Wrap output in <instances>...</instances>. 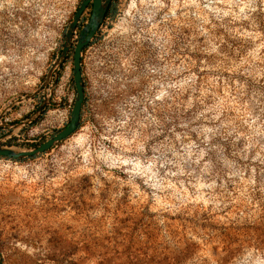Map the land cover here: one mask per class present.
Here are the masks:
<instances>
[{"label":"rangeland","instance_id":"1","mask_svg":"<svg viewBox=\"0 0 264 264\" xmlns=\"http://www.w3.org/2000/svg\"><path fill=\"white\" fill-rule=\"evenodd\" d=\"M79 1L0 0V110L41 84ZM71 69L70 51L1 143L67 123ZM82 74L79 128L0 157V263L264 264V0H115Z\"/></svg>","mask_w":264,"mask_h":264},{"label":"water","instance_id":"2","mask_svg":"<svg viewBox=\"0 0 264 264\" xmlns=\"http://www.w3.org/2000/svg\"><path fill=\"white\" fill-rule=\"evenodd\" d=\"M110 1L111 0H80L66 26L62 46L47 69L41 84L29 95H23L19 98L13 99L3 107L2 110H0V127H9L11 133L38 118L49 103V99L53 94L54 86L59 77V69L71 51V79L75 93L67 123L51 136L30 147H18L10 144H3L1 141L6 135L0 136V157L18 159L35 156L59 144L79 128L82 103L85 96L84 77L82 74V52L95 35L104 18ZM89 4L91 5L88 12V18L81 24L82 14L87 10ZM51 79L52 82H50ZM40 90H43V97L30 115L17 122L2 121L7 111L26 99L32 100Z\"/></svg>","mask_w":264,"mask_h":264},{"label":"crops","instance_id":"3","mask_svg":"<svg viewBox=\"0 0 264 264\" xmlns=\"http://www.w3.org/2000/svg\"><path fill=\"white\" fill-rule=\"evenodd\" d=\"M17 105H18V104H16L13 108H11L9 111H7V112L5 113V115H4L3 119H2V121L17 122V121L22 120V118H21V119H18V118H16V117H12V114L14 113V111H15V107H16ZM8 116H10V117H8ZM19 116H20V114H19ZM22 128H23V127H22ZM4 129H7V130H10V131H11V129H10L9 127H0V130H4Z\"/></svg>","mask_w":264,"mask_h":264},{"label":"trees","instance_id":"4","mask_svg":"<svg viewBox=\"0 0 264 264\" xmlns=\"http://www.w3.org/2000/svg\"><path fill=\"white\" fill-rule=\"evenodd\" d=\"M89 5H90V4H89ZM88 8H89V6H88ZM112 13H114V4H113L112 8L110 9V11H108V12L105 14V17H107L109 14L112 15ZM85 48H86V47H85ZM85 48L83 49V51L85 50ZM84 102H85V100L83 101L82 105H84ZM81 116H82V110H81ZM34 122H35V120L32 121V123H34ZM80 125H81V123H80ZM35 156H36V155H35ZM35 156L24 157V158H18V159H13V160H24V159H27V158H33V157H35ZM5 158H6V157H5Z\"/></svg>","mask_w":264,"mask_h":264},{"label":"flooded vegetation","instance_id":"5","mask_svg":"<svg viewBox=\"0 0 264 264\" xmlns=\"http://www.w3.org/2000/svg\"><path fill=\"white\" fill-rule=\"evenodd\" d=\"M114 1H115V0H111V1H110V4H109V6H108V8H107V10H106V12H105V14H106L108 11H110V9L112 8V6H113V4H114ZM90 5H91V4H90ZM90 5H89V8H90ZM89 8H87L88 12H89ZM84 12H85V11H84ZM84 12H83V13H84ZM88 14H89V13H88ZM87 18H88V17H87ZM105 18H106V17H105V15H104L103 20H104ZM103 20H102V21H103ZM101 23H102V22H101ZM97 30H98V29H97ZM89 44H90V43H89ZM89 44H88V45H89ZM88 45H87V46H88ZM87 46H86V47H87ZM84 100L86 101V96H84Z\"/></svg>","mask_w":264,"mask_h":264},{"label":"built area","instance_id":"6","mask_svg":"<svg viewBox=\"0 0 264 264\" xmlns=\"http://www.w3.org/2000/svg\"><path fill=\"white\" fill-rule=\"evenodd\" d=\"M0 136H1V135H0ZM5 137H8V138H9L10 136H9V135H6ZM5 137H4V139H5ZM4 139H3V140H4Z\"/></svg>","mask_w":264,"mask_h":264},{"label":"bare ground","instance_id":"7","mask_svg":"<svg viewBox=\"0 0 264 264\" xmlns=\"http://www.w3.org/2000/svg\"><path fill=\"white\" fill-rule=\"evenodd\" d=\"M133 1V0H132Z\"/></svg>","mask_w":264,"mask_h":264}]
</instances>
